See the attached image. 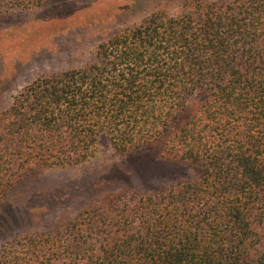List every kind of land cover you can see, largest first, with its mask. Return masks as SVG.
Instances as JSON below:
<instances>
[{"label": "trees", "instance_id": "16d2710c", "mask_svg": "<svg viewBox=\"0 0 264 264\" xmlns=\"http://www.w3.org/2000/svg\"><path fill=\"white\" fill-rule=\"evenodd\" d=\"M186 8L13 97L0 112V204L43 170L88 162L102 139L192 176L107 192L54 230L0 238V264H264V0Z\"/></svg>", "mask_w": 264, "mask_h": 264}, {"label": "rangeland", "instance_id": "374dc122", "mask_svg": "<svg viewBox=\"0 0 264 264\" xmlns=\"http://www.w3.org/2000/svg\"><path fill=\"white\" fill-rule=\"evenodd\" d=\"M195 2L46 0L23 9L0 0V112L38 77L93 62L110 36L158 12L179 15ZM191 176L185 163H168L158 151L120 153L102 139L88 162L43 170L15 187L13 199L0 204V238L54 230L107 192L132 188L145 194Z\"/></svg>", "mask_w": 264, "mask_h": 264}]
</instances>
